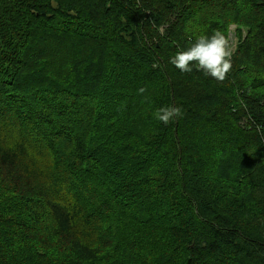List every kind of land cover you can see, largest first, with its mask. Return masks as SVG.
Segmentation results:
<instances>
[{"label":"trees","instance_id":"16d2710c","mask_svg":"<svg viewBox=\"0 0 264 264\" xmlns=\"http://www.w3.org/2000/svg\"><path fill=\"white\" fill-rule=\"evenodd\" d=\"M232 25L223 81L170 63ZM0 167V264H264V0H0Z\"/></svg>","mask_w":264,"mask_h":264},{"label":"clouds","instance_id":"9594fccd","mask_svg":"<svg viewBox=\"0 0 264 264\" xmlns=\"http://www.w3.org/2000/svg\"><path fill=\"white\" fill-rule=\"evenodd\" d=\"M232 27L215 30L211 35H201L195 42L170 57V63L181 72L188 73L194 68L206 76L223 81L233 67ZM140 91H143L141 89ZM154 118L164 124L181 116V109L163 106L153 113Z\"/></svg>","mask_w":264,"mask_h":264},{"label":"rangeland","instance_id":"374dc122","mask_svg":"<svg viewBox=\"0 0 264 264\" xmlns=\"http://www.w3.org/2000/svg\"><path fill=\"white\" fill-rule=\"evenodd\" d=\"M232 26H234L231 29L232 47L234 54L235 51L237 50L239 39L236 35L237 33L236 31L238 27L236 25H232ZM6 118H8L7 115ZM27 150L28 152H30L31 157L27 158L24 164H28L32 166L29 167L30 171L32 172L30 174H32V179L35 180V184L38 190H49L50 186L53 183L55 182L57 183L60 181L63 175L62 173H67L65 168H57L54 166V163L52 161H47L49 160L47 156L51 154H48L47 156H43V151L41 149H38L37 146H29ZM21 169H22V165H21ZM0 172L2 173V175H0V183L3 184L4 188L7 189V192L2 197L3 202H13L16 206L14 208L13 213H16L18 211H20V213H23L24 202L26 200V193L23 189V186L21 185L19 186V188L15 187V185L11 183L8 174H6L3 171V169H1V167H0ZM57 194L56 196L59 198L65 199L66 197L65 191L64 192L61 190L57 191Z\"/></svg>","mask_w":264,"mask_h":264}]
</instances>
